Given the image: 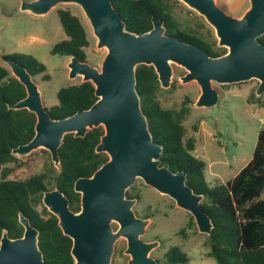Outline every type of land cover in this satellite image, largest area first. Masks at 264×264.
<instances>
[{
  "label": "water",
  "instance_id": "1",
  "mask_svg": "<svg viewBox=\"0 0 264 264\" xmlns=\"http://www.w3.org/2000/svg\"><path fill=\"white\" fill-rule=\"evenodd\" d=\"M181 1L205 18L215 31L218 46L227 48L225 53L212 56L199 45L167 34L163 20L155 16L151 17V29L140 34L128 31L111 0H20V9L35 15L46 14L59 3L77 4L97 39L96 46L107 50L100 68L69 56L68 77L90 81L97 99L88 108L59 119L51 117L25 66L0 52V59L26 91L25 97L7 107L26 108L36 117L33 137L13 147V155L23 157L44 148L59 168L58 148L65 134L83 137L88 130L103 127L95 152L106 153L108 159L91 175L74 181V190L80 193L79 210L70 208L68 197L57 187L45 190L42 196L62 232L72 240V264H110L120 237L126 240L127 264H160L149 254L159 240L141 238L149 218L138 217L133 210L136 199L126 195L137 178L188 211L199 232L211 233V218L201 206L203 194L195 193L186 183V171L173 172L168 164H160L162 146L153 141L149 131L136 90L135 70L139 64L152 65L160 86L168 87L171 62L182 66L185 73L180 80H195L200 86L196 106L218 102L219 93L212 82L231 84L255 78L259 80L256 94H261L264 43L258 38L264 34V0H249L240 17L227 13L215 0ZM18 221L24 228L20 237L11 238L6 229L2 231L0 264H48L38 246V229L22 212Z\"/></svg>",
  "mask_w": 264,
  "mask_h": 264
},
{
  "label": "trees",
  "instance_id": "2",
  "mask_svg": "<svg viewBox=\"0 0 264 264\" xmlns=\"http://www.w3.org/2000/svg\"><path fill=\"white\" fill-rule=\"evenodd\" d=\"M119 12L128 31L143 33L152 27L151 17L163 20L165 32L181 40L206 49L212 56L226 52L209 41L196 30L181 27L172 15L171 0H111ZM57 15L66 35L52 45L51 53L69 57L75 55L86 60L84 48L89 45L88 32L81 19L69 9L60 8ZM264 43V34L259 38ZM22 63L32 78L43 74L46 65L32 55L10 53L3 55ZM136 90L141 108L147 118L153 141L162 146L160 164H168L173 171H186V183L195 193L203 194L201 206L211 218V233L207 235V254L216 264H264V128L257 137V143L250 161L225 183L210 185L205 178V162L196 157L195 140L186 137L182 123L188 112L185 104L179 108H164L156 98L159 87L157 74L152 65L139 64L135 70ZM24 86L10 69L0 64V237L3 229L11 238L23 234L18 221L22 212L36 227L38 246L48 264H72V240L58 225L57 217L42 203V192L54 182L68 198L69 206L79 210L80 194L73 189L74 181L80 176L91 175L108 155L95 152V146L103 133V127H94L83 137L67 133L58 148L61 164L59 171L53 166L27 178L8 177L16 168L25 165L11 153V149L28 142L34 135L36 117L26 108L11 109L14 103L25 97ZM57 103L46 107L54 119L66 117L77 110L86 109L97 99L94 85L80 81L60 87L56 92ZM127 196H132L127 191ZM38 206L40 209H38ZM166 264H188V256L178 246H170L163 254Z\"/></svg>",
  "mask_w": 264,
  "mask_h": 264
},
{
  "label": "rangeland",
  "instance_id": "3",
  "mask_svg": "<svg viewBox=\"0 0 264 264\" xmlns=\"http://www.w3.org/2000/svg\"><path fill=\"white\" fill-rule=\"evenodd\" d=\"M227 13L240 17L249 6V0H215ZM172 15L181 27L196 30L218 46L214 29L205 18L181 0H171ZM69 9L76 14L86 27L89 45L84 48L86 60L100 68L107 50L96 46L97 39L81 8L74 3H59L44 15H35L20 9V0H0V52L32 55L46 65L43 74L33 77L37 83L45 107L57 103V90L69 84L82 81L81 76L69 78L67 62L69 57L52 54V45L65 39L66 35L59 21L57 10ZM227 50V48H226ZM0 64L9 69L0 59ZM172 76L168 87H159L156 98L164 108L179 109L184 104L188 112L182 120L186 137L195 140L192 153L205 162L206 181L213 185L231 180L240 169L252 159L259 131L264 128V91L256 94L259 80L212 86L219 93V100L212 106H196L200 86L195 80L182 82L180 76L185 69L171 62ZM17 156V155H16ZM25 165L16 168L8 177L24 179L53 166L50 154L38 148L28 155L17 156ZM54 182L47 187H54ZM136 202L133 210L138 217L149 218L144 234L147 240L159 239V247L150 256L164 260V252L170 246H178L188 256V264H216L208 256L207 234L198 231L190 213L178 207L168 195L161 194L137 178L126 190ZM261 198H264L262 192ZM38 209L40 207L38 206ZM116 227V223L114 224ZM143 237V236H142ZM126 241L123 237L116 240L110 264H126L128 255L123 253ZM157 260V261H158ZM160 262V261H159ZM161 263V262H160ZM164 263V262H163ZM162 264V263H161Z\"/></svg>",
  "mask_w": 264,
  "mask_h": 264
},
{
  "label": "flooded vegetation",
  "instance_id": "4",
  "mask_svg": "<svg viewBox=\"0 0 264 264\" xmlns=\"http://www.w3.org/2000/svg\"><path fill=\"white\" fill-rule=\"evenodd\" d=\"M43 149H44V148H43ZM45 150H46V149H45ZM47 151H48V150H47ZM48 152H49V151H48ZM49 154H50V153H49ZM59 155H60V154H59ZM60 158H61V157H60ZM50 159H51V156H50ZM51 161H52V160H51ZM60 164H61V160H60L59 168H58V167H56V166L53 164V162H52L53 167H54L56 170H58V171H59V169H60ZM55 187H56V186H54V187H52V188H55ZM52 188H49V189H52ZM49 189H47V190H49ZM73 189H74V184H73ZM44 191H45V190H44ZM44 191H43V192H44ZM74 191H75V190H74ZM43 192H42V196H43ZM75 192H76V191H75ZM79 194H80V193H79ZM41 199H42V197H41ZM68 199H69V198H68ZM171 199H172V198H171ZM172 200H173V199H172ZM42 203H43V202H42ZM43 205H44V204H43ZM44 206H45V205H44ZM79 208H80V207H79ZM47 210H48V209H47ZM48 211H49V210H48ZM49 212H50V211H49ZM190 215H191V214H190ZM191 216H192V215H191ZM193 219H194V218H193ZM114 224H115V223H113V227L116 228L117 225H116V227H115ZM147 227H148V225H147ZM146 229H147V228H146ZM145 231H146V230H145ZM144 234H145V233H144ZM144 234L142 235L143 237L141 236V238H142L144 241L159 240V239H157V238H156V239L147 240L146 238H144ZM124 239H125V238H124ZM125 241H126V240H125ZM159 242H160V240H159ZM159 244H160V243H159ZM159 244H158L155 248L159 247ZM155 248H153V249H155ZM168 248H169V247H168ZM168 248H167V249H168ZM153 249H152V250H153ZM152 250H151V251H152ZM123 253H124L125 255H128V256H129V254L125 253V249L123 250ZM149 254H150V253H149ZM129 258H130V256H129ZM129 258H128V259H129ZM128 259H127V261H128ZM156 259H157V258H156ZM157 260H158V259H157ZM127 261H126V264H127ZM159 261H160L162 264H166V263H165V259H164L163 261H162V260H158V262H159ZM160 262H159V263H160ZM163 262H164V263H163ZM161 263H160V264H161Z\"/></svg>",
  "mask_w": 264,
  "mask_h": 264
}]
</instances>
